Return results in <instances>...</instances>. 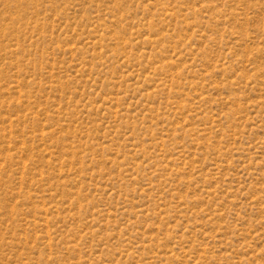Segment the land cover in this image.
Wrapping results in <instances>:
<instances>
[{
	"label": "rangeland",
	"instance_id": "obj_1",
	"mask_svg": "<svg viewBox=\"0 0 264 264\" xmlns=\"http://www.w3.org/2000/svg\"><path fill=\"white\" fill-rule=\"evenodd\" d=\"M0 264H264V0H0Z\"/></svg>",
	"mask_w": 264,
	"mask_h": 264
}]
</instances>
